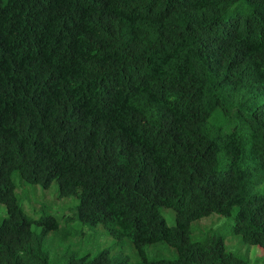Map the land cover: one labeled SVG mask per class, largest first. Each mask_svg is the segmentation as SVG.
Instances as JSON below:
<instances>
[{
	"label": "trees",
	"instance_id": "16d2710c",
	"mask_svg": "<svg viewBox=\"0 0 264 264\" xmlns=\"http://www.w3.org/2000/svg\"><path fill=\"white\" fill-rule=\"evenodd\" d=\"M0 203V264H253L192 223L264 250V0H0Z\"/></svg>",
	"mask_w": 264,
	"mask_h": 264
},
{
	"label": "rangeland",
	"instance_id": "374dc122",
	"mask_svg": "<svg viewBox=\"0 0 264 264\" xmlns=\"http://www.w3.org/2000/svg\"><path fill=\"white\" fill-rule=\"evenodd\" d=\"M57 188L58 186L56 183H53L48 188H45L41 184H27L24 185L22 189H17V193L20 194L25 209L28 212L36 206L39 207L40 203H46L52 206V213H66L69 211V208L77 202V199L75 197L59 198ZM166 215L168 223L173 224V210L166 209ZM5 216H7V208L4 204L0 203V222ZM228 219L229 218L226 216L212 214L211 216L194 221L192 223L194 231L192 234L193 238L200 239L202 238L203 233L221 226L222 232L227 236L225 242L228 250L240 256H248L253 264H264V250L256 245H242L240 237L233 235L231 232V226L225 224L228 222Z\"/></svg>",
	"mask_w": 264,
	"mask_h": 264
}]
</instances>
